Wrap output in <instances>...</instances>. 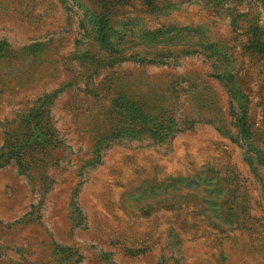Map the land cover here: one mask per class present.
<instances>
[{
  "label": "rangeland",
  "instance_id": "374dc122",
  "mask_svg": "<svg viewBox=\"0 0 264 264\" xmlns=\"http://www.w3.org/2000/svg\"><path fill=\"white\" fill-rule=\"evenodd\" d=\"M0 264H264V0H0Z\"/></svg>",
  "mask_w": 264,
  "mask_h": 264
},
{
  "label": "trees",
  "instance_id": "16d2710c",
  "mask_svg": "<svg viewBox=\"0 0 264 264\" xmlns=\"http://www.w3.org/2000/svg\"><path fill=\"white\" fill-rule=\"evenodd\" d=\"M103 22H107L106 21H103ZM103 28V24H100V29ZM236 123H237V126L239 128H243L244 125H245V119H244V116L243 115H239V116H236Z\"/></svg>",
  "mask_w": 264,
  "mask_h": 264
}]
</instances>
